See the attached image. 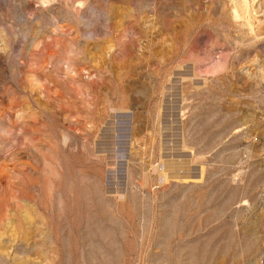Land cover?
I'll list each match as a JSON object with an SVG mask.
<instances>
[{
	"label": "rangeland",
	"instance_id": "374dc122",
	"mask_svg": "<svg viewBox=\"0 0 264 264\" xmlns=\"http://www.w3.org/2000/svg\"><path fill=\"white\" fill-rule=\"evenodd\" d=\"M250 1L0 0V264H264Z\"/></svg>",
	"mask_w": 264,
	"mask_h": 264
},
{
	"label": "bare ground",
	"instance_id": "6f19581e",
	"mask_svg": "<svg viewBox=\"0 0 264 264\" xmlns=\"http://www.w3.org/2000/svg\"><path fill=\"white\" fill-rule=\"evenodd\" d=\"M244 1L246 2V3L244 2L245 5L241 6V9L243 11H245V19H244V21L247 23V27H249L250 31L253 33L255 31V29H254V23H253V21H254L253 20V16H254L253 15V9H252V6H251L252 2L250 0H244ZM166 171H168L170 173V176H172V178L174 177V178H177V179H180V180L182 179L184 181L185 180L186 181L187 180H189V181L190 180H201V178H202V173L201 172H199L198 174H193V173L186 172V171L184 173V171H182V170H179V171L175 172V171H169V170L166 169ZM187 171H189V170H187ZM167 179H168L167 173L164 172V175H162L161 178H160V180H161L160 182L162 183V181H166Z\"/></svg>",
	"mask_w": 264,
	"mask_h": 264
}]
</instances>
